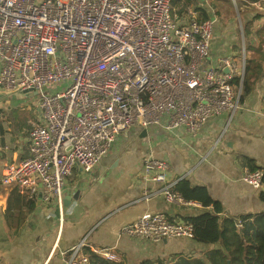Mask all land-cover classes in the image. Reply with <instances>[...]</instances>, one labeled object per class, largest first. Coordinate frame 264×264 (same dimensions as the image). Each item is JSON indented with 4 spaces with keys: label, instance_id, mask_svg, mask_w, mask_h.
I'll list each match as a JSON object with an SVG mask.
<instances>
[{
    "label": "built area",
    "instance_id": "2783aa9c",
    "mask_svg": "<svg viewBox=\"0 0 264 264\" xmlns=\"http://www.w3.org/2000/svg\"><path fill=\"white\" fill-rule=\"evenodd\" d=\"M174 1L0 0V88L40 92L29 154L2 165L0 184L29 197L39 187L43 202L60 205L73 167L91 171L131 124L192 134L207 118L246 107L238 101L240 86L231 85L243 68L226 55L208 60L214 18L175 20ZM61 80L63 91L42 94ZM168 169L148 155L139 177L158 183L166 202L189 204L167 182ZM241 179L256 190L262 171L246 168ZM151 195L145 190L141 197ZM117 233L157 242L191 238L192 227L145 212ZM80 247L61 253L65 264H90ZM95 253L122 264L108 251Z\"/></svg>",
    "mask_w": 264,
    "mask_h": 264
},
{
    "label": "crops",
    "instance_id": "0c3cea01",
    "mask_svg": "<svg viewBox=\"0 0 264 264\" xmlns=\"http://www.w3.org/2000/svg\"><path fill=\"white\" fill-rule=\"evenodd\" d=\"M186 6L192 10L209 7L198 2L195 6ZM234 19H230L232 35ZM238 22L240 34L242 23L237 18ZM221 41L225 40L220 38L212 51L210 48L208 60L212 63L223 55ZM238 46L234 39L227 45L225 54H230L233 61ZM243 52L244 47L241 48V65ZM263 96L264 78H261L255 93L242 102L245 108L209 117L192 134L183 128L163 130L157 126H148L153 130L147 134H140L141 128L133 134H127V129L120 132L111 149L91 171L85 173L74 166L65 178L58 218L53 213L56 203L43 202L41 188L29 197L16 185L0 184V264H65L61 253L78 243H81V253L108 251L118 256L122 264H139L156 258L170 262L181 256L202 258L216 245H204L193 237L151 242L118 236L122 225L145 212H162L170 221L180 223H187L189 217L202 212L201 205L195 202L186 205L166 202L159 193L158 183L140 179L142 162L148 155L166 161L169 167L166 180L173 187L181 179L191 186H204L221 207V217L237 218L264 212L260 192L241 179L246 169L244 158L264 167ZM0 101H3L0 107L1 169L4 163H16L28 156L29 130L39 122L40 115L37 101H33L31 117L18 115L3 94ZM75 190L76 198H72ZM145 190L152 193L147 199L141 197ZM30 202L34 203L32 207Z\"/></svg>",
    "mask_w": 264,
    "mask_h": 264
},
{
    "label": "trees",
    "instance_id": "16d2710c",
    "mask_svg": "<svg viewBox=\"0 0 264 264\" xmlns=\"http://www.w3.org/2000/svg\"><path fill=\"white\" fill-rule=\"evenodd\" d=\"M253 1L261 4V10L258 11L255 6H247L248 11L255 13H247L246 17H241L244 39L243 74L241 78L236 77L231 81L235 89L240 86L239 103L255 93L259 80L264 78V2ZM192 2L197 4V0H183V5ZM210 8L213 9L211 2ZM210 8L196 9L200 12L199 16L205 18L217 12L216 9L214 11ZM230 8L232 9L231 5ZM242 161L247 169L262 171L261 181L264 188V167L256 166L249 158ZM173 188L184 200L198 203L202 207L201 213L187 219V223L192 227L193 239L210 247L216 246L207 250L202 258L181 256L172 258L170 262L156 258L143 260L139 264H264V212L237 218L221 217V207L209 196L204 186H191L187 180L181 179ZM259 198L264 202V189L260 191ZM30 205L32 207L34 203L30 202ZM85 254L90 264H120L107 262L105 259L108 258L89 250H86Z\"/></svg>",
    "mask_w": 264,
    "mask_h": 264
},
{
    "label": "rangeland",
    "instance_id": "374dc122",
    "mask_svg": "<svg viewBox=\"0 0 264 264\" xmlns=\"http://www.w3.org/2000/svg\"><path fill=\"white\" fill-rule=\"evenodd\" d=\"M238 0H209L207 3L204 2L203 0H198L197 2L200 5H207L210 7V2L212 3V10L215 11V9L217 10V12L215 13V17L210 16V18H214L213 19V24H212V31H211V38H210V47L208 50V57H209V52H210V48L211 51L214 49V45L218 42V40H220V38H223L225 41L222 42L221 41V45L220 48L223 50L221 52V54H223L222 56L226 55L228 56L230 59H232L230 57V54H225L227 53V45L230 44V40L234 39L235 42L238 43V45L244 47V39H243V35H242V31L240 30V34L238 33L237 30V26L239 25V22L237 24V18L240 20L241 23H243V21L241 20L243 17V15H245V11H248V7L247 6H255V8L259 11L261 10V4L253 1V0H241V1H248L247 4H245L243 2V4H240V2H236ZM264 2V0H262ZM235 2L237 4H235ZM191 5L195 6L196 4L194 2L190 3ZM245 4V5H244ZM230 5L232 7V9L230 8ZM197 7V6H196ZM208 7V8H209ZM247 7V8H246ZM193 8V7H191ZM247 13L253 15L255 12L254 11H248ZM172 15L174 17L175 20L178 19H184L187 20L190 17L193 18H203L200 15V12H197V10L194 8V11L192 10L191 12L188 11L187 6L183 5V0H176L174 1L173 4V8H172ZM235 18L234 22H235V30L233 31V35L231 34L232 29L230 27V19ZM237 25V26H236ZM242 27V26H241ZM240 46L237 47V52H236V65L241 68V48ZM235 47H233L234 49ZM239 48V49H238ZM240 51V53H239ZM220 55V54H219ZM240 56V57H239ZM213 57V54L211 53L210 58ZM233 60V59H232ZM234 61V62H235ZM67 86V81L66 80H61V81H57L56 83H52L47 85L43 90H42V94H48V93H54V92H61L63 91ZM19 91H12V92H3L0 88V93L3 94L7 100H9L10 105L15 109L16 113L18 115H25L28 117H31L30 112L34 109V102L31 98H15L13 95ZM237 110V109H236ZM139 127L137 124H131L128 128H127V134H133L134 132H136L137 130H139ZM153 130V127H145V128H141L140 134H147L148 131ZM122 133V132H121ZM117 134H120L117 133ZM114 142V141H113ZM113 142L111 143L109 150L111 149ZM264 188L262 186H259L256 191H262Z\"/></svg>",
    "mask_w": 264,
    "mask_h": 264
},
{
    "label": "water",
    "instance_id": "95a60500",
    "mask_svg": "<svg viewBox=\"0 0 264 264\" xmlns=\"http://www.w3.org/2000/svg\"><path fill=\"white\" fill-rule=\"evenodd\" d=\"M36 1L40 2L41 0H36ZM242 48H243V46H242ZM243 65H244V61H242V65H241L242 68H243ZM223 72L226 73L227 69H224ZM1 96H2V94H0V98H1ZM13 96L15 98H17V99H19V98H31L35 102V101L38 100V98L40 96V92L22 90V91L16 92ZM1 102H3V101H0V107H2V103ZM72 198H76V190L74 191V194H73ZM39 203H40V201H37V204H39ZM58 208H59L58 205L55 204V209H54L53 213H54L56 218H58V212H59Z\"/></svg>",
    "mask_w": 264,
    "mask_h": 264
}]
</instances>
